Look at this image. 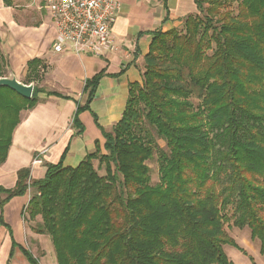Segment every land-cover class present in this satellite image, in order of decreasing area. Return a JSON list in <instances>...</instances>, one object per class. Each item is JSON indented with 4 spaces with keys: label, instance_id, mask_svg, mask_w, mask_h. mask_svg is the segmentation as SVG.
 I'll return each mask as SVG.
<instances>
[{
    "label": "trees",
    "instance_id": "16d2710c",
    "mask_svg": "<svg viewBox=\"0 0 264 264\" xmlns=\"http://www.w3.org/2000/svg\"><path fill=\"white\" fill-rule=\"evenodd\" d=\"M194 2L181 30L154 33L142 82L129 85L120 119L103 131L104 152L96 146L74 168L47 164L29 184L22 168L13 188L0 187V206L34 189L25 217L40 216L34 231L49 236L56 264H232L223 251L238 248L224 229L230 220L250 229L264 255V0ZM40 61L28 62L23 83ZM100 77L85 81L86 102L72 119L77 133ZM39 93L60 96L34 86L27 99L0 87V165L20 112ZM155 154L152 184L147 162Z\"/></svg>",
    "mask_w": 264,
    "mask_h": 264
},
{
    "label": "crops",
    "instance_id": "0c3cea01",
    "mask_svg": "<svg viewBox=\"0 0 264 264\" xmlns=\"http://www.w3.org/2000/svg\"><path fill=\"white\" fill-rule=\"evenodd\" d=\"M115 1L114 50L103 47L98 54H75L68 49L52 50L56 25L43 0H0V50L6 62L1 76L11 72L23 82L28 62L40 59L32 83L60 95L39 93L40 101L21 112L7 158L0 165V187L13 188L22 168H29L32 181L44 176L47 164L61 162L62 167L74 168L96 146L104 152L103 131L110 132L120 119L129 85L142 82L144 58L154 33L180 28L197 10L194 0ZM99 73L89 108L78 115L83 131L77 133L72 119L77 106L86 102L85 81ZM35 157L42 162L33 165ZM30 189L0 206V264H31L23 249L39 264H56L49 236L34 231L40 216L25 217ZM4 197L1 193L0 199Z\"/></svg>",
    "mask_w": 264,
    "mask_h": 264
},
{
    "label": "built area",
    "instance_id": "2783aa9c",
    "mask_svg": "<svg viewBox=\"0 0 264 264\" xmlns=\"http://www.w3.org/2000/svg\"><path fill=\"white\" fill-rule=\"evenodd\" d=\"M55 21L52 50L62 53L98 54L99 48L114 50L111 25L118 3L115 0H43ZM35 157L32 164L41 163Z\"/></svg>",
    "mask_w": 264,
    "mask_h": 264
},
{
    "label": "rangeland",
    "instance_id": "374dc122",
    "mask_svg": "<svg viewBox=\"0 0 264 264\" xmlns=\"http://www.w3.org/2000/svg\"><path fill=\"white\" fill-rule=\"evenodd\" d=\"M232 8H236V2L233 3ZM183 24V23H182ZM183 25H181L180 28L182 29ZM85 54V53H84ZM5 66L6 62L5 60H0V74L5 73ZM194 103H197V100H193ZM25 111V110H22ZM21 111V112H22ZM20 112V116H21ZM156 137V136H155ZM158 145L166 151L165 143L164 141L156 138ZM92 164L94 168H97L98 160H92ZM148 166L150 167V177H151V183L155 184L158 182V164L156 159V154L153 156V158L147 162ZM99 174H103V170H98ZM220 178L227 183V171L224 169V171H221ZM30 181H28V184ZM225 185V184H224ZM223 186V185H222ZM32 188V187H29ZM31 196L35 193L34 189H30ZM233 211L232 205H229L226 209V213L230 215ZM224 229L226 234L234 239L236 242L237 247H234L232 245L225 244L223 245V251L227 258L231 261L232 264H264V255L260 253L259 249V242L256 239L251 238L250 229L248 227H236L233 224V221L230 220L229 222L224 224Z\"/></svg>",
    "mask_w": 264,
    "mask_h": 264
},
{
    "label": "water",
    "instance_id": "95a60500",
    "mask_svg": "<svg viewBox=\"0 0 264 264\" xmlns=\"http://www.w3.org/2000/svg\"><path fill=\"white\" fill-rule=\"evenodd\" d=\"M8 87L11 90L15 91L19 95L24 98H31L33 93L34 84L31 82L29 84H25L22 81H19L15 74L9 73L6 76H0V87Z\"/></svg>",
    "mask_w": 264,
    "mask_h": 264
}]
</instances>
